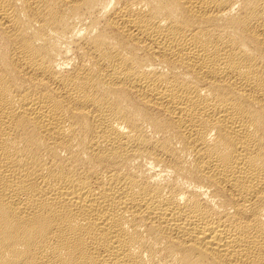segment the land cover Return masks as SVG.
<instances>
[{
	"label": "bare ground",
	"instance_id": "1",
	"mask_svg": "<svg viewBox=\"0 0 264 264\" xmlns=\"http://www.w3.org/2000/svg\"><path fill=\"white\" fill-rule=\"evenodd\" d=\"M0 264H264V0H0Z\"/></svg>",
	"mask_w": 264,
	"mask_h": 264
}]
</instances>
